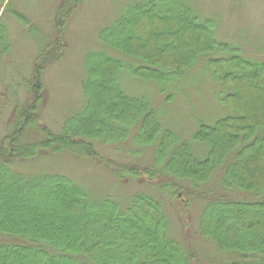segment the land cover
Here are the masks:
<instances>
[{
  "label": "trees",
  "instance_id": "1",
  "mask_svg": "<svg viewBox=\"0 0 264 264\" xmlns=\"http://www.w3.org/2000/svg\"><path fill=\"white\" fill-rule=\"evenodd\" d=\"M64 13H57V25L65 22ZM57 41H48L35 64L54 59ZM98 42L83 57V103L57 131L45 127L44 138L37 130V141L21 142L22 128L35 125L29 97L17 110L16 132L0 139V264H202L172 235L163 203L150 193L97 195L63 172L11 165L13 158L30 159L42 150L99 163L95 146L115 143L127 146L133 158L150 156L141 160L147 165L142 172L149 183L158 179L152 184L163 195L177 197L184 182L195 196L211 180L233 192L234 198L199 193L204 199L195 234L219 264H264V58L218 39L214 19L200 17L189 0L130 4L100 29ZM8 46L0 41L1 51ZM200 63L221 85L216 99L226 113L210 124L199 121L186 139L161 122V108L146 93L123 86L124 77L152 83L165 103L174 83ZM37 65L30 76L36 80ZM136 165L119 163L114 175H135Z\"/></svg>",
  "mask_w": 264,
  "mask_h": 264
},
{
  "label": "rangeland",
  "instance_id": "2",
  "mask_svg": "<svg viewBox=\"0 0 264 264\" xmlns=\"http://www.w3.org/2000/svg\"><path fill=\"white\" fill-rule=\"evenodd\" d=\"M137 1L3 0L0 3V36L9 45L4 51L0 47V139L16 132L17 110L30 99L29 107L35 111V125L22 128L19 135L22 134L21 142L25 143L38 140L39 137L34 138L38 135L37 130L40 139L44 138L45 127L57 131L64 119L81 107L80 81L84 76V54L98 46L100 29L110 25L130 4ZM189 2L200 17L214 19L218 39L239 47L247 56L264 58V0ZM9 5L10 9L7 7ZM11 8L26 17L25 24L10 14L8 9ZM62 12H65V16L68 13L64 16L66 20L57 25V13L63 15ZM56 39L58 46L54 59L48 61V58H44L35 64L40 50L49 40L52 42ZM34 64L40 68L37 80L30 78ZM30 86L34 90H29ZM123 86L128 93H146L154 107L161 108V114L157 111L161 122L181 139L188 138L199 121L210 124L226 113V108L216 99L221 93V85L201 63L174 83V91L164 95L170 94L165 103L152 83L124 77ZM42 126L44 128L41 129ZM95 148L102 155L99 163L81 156L52 154L42 150V153L30 159L13 158L11 165L17 170L63 172L97 195L112 193L120 196L146 191L163 203L171 221L172 235L190 248L202 264H219L217 254L195 234L198 210L204 199L199 193L213 192L233 197V192L211 180L200 184L195 196L189 194L184 182L175 189L177 197L166 196L152 184L159 182L158 179L149 183L150 178L142 172V167L149 162L148 154L140 157V160L133 158L127 146L120 143L96 145ZM119 163L137 164V167L133 166L138 169L137 173H126V177L118 179L114 169L118 168ZM235 197L246 198L242 194ZM183 203L185 212L181 210Z\"/></svg>",
  "mask_w": 264,
  "mask_h": 264
}]
</instances>
